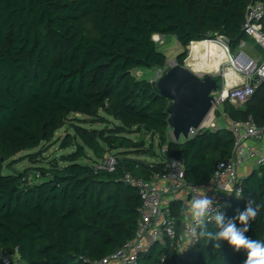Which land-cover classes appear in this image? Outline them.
<instances>
[{
  "label": "trees",
  "instance_id": "16d2710c",
  "mask_svg": "<svg viewBox=\"0 0 264 264\" xmlns=\"http://www.w3.org/2000/svg\"><path fill=\"white\" fill-rule=\"evenodd\" d=\"M251 1L0 0V251L16 250L18 264H86L83 259L116 252L135 233L141 201L136 189L122 182L123 172L150 181L173 158L183 164L188 184H206L217 164L229 158L233 134L222 128L167 141L171 102L155 82L132 72L165 68L167 57L154 35L175 37L180 66L194 42L223 36L235 51L249 40L241 27ZM221 106L218 118H250L263 126L264 84H257L242 106ZM66 126L73 133H66L59 148L73 152L37 167L33 177L28 169L2 173L13 156L49 143ZM141 133L151 141L157 137L165 157L156 163L132 159L154 155L151 141L131 138ZM107 153L116 157V169H94ZM34 157L28 156L30 162ZM82 158L90 164H79ZM249 197L264 204V162L243 179L241 197L221 211L232 218ZM171 207L179 221L183 203ZM245 235L264 240V207ZM245 259L246 253L227 241L219 249L199 240L196 252L179 259L155 242L135 264H244Z\"/></svg>",
  "mask_w": 264,
  "mask_h": 264
},
{
  "label": "built area",
  "instance_id": "2783aa9c",
  "mask_svg": "<svg viewBox=\"0 0 264 264\" xmlns=\"http://www.w3.org/2000/svg\"><path fill=\"white\" fill-rule=\"evenodd\" d=\"M241 30L247 39H251L262 50L263 58L256 59L248 55L244 50L248 44L244 40L240 41L235 51L230 50L229 43L223 36L208 40L222 48L225 55V70H232L236 75L241 76L243 81L240 85L229 89L226 81H223L220 93L212 94V107L208 114L197 128L191 127L187 133L189 139L198 133L214 132L222 129L216 120L223 122L225 125L223 127L231 131L234 137L229 158L217 164L212 177L204 185L188 184L185 180L183 164L173 158L166 159L164 171L154 175L150 181L134 176L129 171L123 172L122 182L136 189L141 201L135 233L116 252L101 259H83L86 264H135L138 257L147 253L155 242L167 245L175 253L176 259L196 252L199 241L190 243L187 217L183 213L180 227V222L173 214L171 203L182 202L185 209L193 195L206 193L214 202L224 207L242 193L244 178L239 175V169L248 162H253V167L256 169L263 164L264 153L257 152L250 142L256 143L263 139L264 125L259 127L250 118L246 121L227 122L224 114L216 118V112L224 102L236 107L242 106L252 97L257 84H264V0L248 3ZM137 72V76H134L139 78L142 72L139 70ZM187 139L180 135L176 140L170 131L166 140L181 142ZM164 153L165 148L161 147L160 155L165 157ZM116 164V157L112 153H107L98 164L94 165V169L113 172ZM36 177L39 175L36 174ZM184 192H187L188 196L185 194L183 199ZM0 264H18L17 251L13 253L0 251Z\"/></svg>",
  "mask_w": 264,
  "mask_h": 264
},
{
  "label": "clouds",
  "instance_id": "9594fccd",
  "mask_svg": "<svg viewBox=\"0 0 264 264\" xmlns=\"http://www.w3.org/2000/svg\"><path fill=\"white\" fill-rule=\"evenodd\" d=\"M240 197L241 195H237V198ZM222 207L206 193L192 196L184 209L190 243L204 240L211 242L213 248L221 249L222 242L227 241L234 251L243 250L246 253L244 264H264V240L251 239L245 235L249 231L250 222L256 219L264 204H258L254 197H249L245 209H237L232 218L226 217L221 211ZM237 221L242 227H237ZM209 225L212 226L211 229Z\"/></svg>",
  "mask_w": 264,
  "mask_h": 264
},
{
  "label": "rangeland",
  "instance_id": "374dc122",
  "mask_svg": "<svg viewBox=\"0 0 264 264\" xmlns=\"http://www.w3.org/2000/svg\"><path fill=\"white\" fill-rule=\"evenodd\" d=\"M154 41L156 42L160 51L167 57V63H166L165 68H163V69L155 68V69H151V70H139L142 72L141 76H138L139 79H146L147 81L149 80L151 82H156L171 66L176 64L175 57L177 56V54L180 53V50H181V48L178 46V43H177L175 37H173V36L162 37V36L158 35V38ZM247 43H248V45L245 48V52L247 54L252 55L253 57H263V52L257 45H255L250 40H247ZM191 47H192V44L187 47L188 56H187L186 60L188 59V57L190 55ZM195 59L198 61V63H202L201 61L207 62V60H208V58L205 54L198 55V56H196ZM186 60L184 62V66L187 63ZM206 62H203V63H206ZM211 67H214V65L213 64L210 65V69H211ZM225 68H226L225 64L221 65L219 68V71L222 72L225 70ZM132 73H133V75L137 76L138 72H137V70H134ZM210 73H212V72H210ZM220 82H221V79L219 78V83ZM220 91H221V85L218 88V91H217L218 94L220 93ZM221 108H222V106H219L220 111H221ZM217 113H218V111H217ZM75 117L83 119L81 116H75ZM216 118L218 119L217 114H216ZM108 119L111 120L110 118H108ZM216 122L219 125H221L222 128H225V127H223V126H225L223 122L218 121V120H216ZM83 125L86 128H93V129H100L102 127V125H99V124H93V125L83 124ZM67 132L73 133L71 131V129L69 128V126H66L62 129L58 130L55 133L54 138L49 143H42L34 149L25 150V151H22V152L16 154L15 156H13L11 159H9L4 164V168L2 170V173L4 175L15 174V173L23 172L24 170L28 169L30 172V175H32V177H33L34 173H35V169L37 167L48 166V164L53 160L59 162L60 158L62 156H66V155H68L74 151L73 147H70L67 149H60L59 148L60 141L63 139V137L66 135ZM131 138L136 140V141L143 140L145 142V144H148V145L151 141L150 137L145 135L144 133H141L139 135H132ZM151 142H152V149H153L154 155H143V156H139V157L132 156L131 158L135 159V160L138 159V160L151 162V163L158 162L161 155H160V148L158 146L157 137H154V139ZM29 155L36 156V157H34L36 159V162H30V160L28 158ZM11 161H13V163H14L12 165V167L8 165V163ZM78 163L83 164V165H89L90 161L85 159V158H82L78 161ZM30 180L33 181L32 179H30Z\"/></svg>",
  "mask_w": 264,
  "mask_h": 264
},
{
  "label": "water",
  "instance_id": "95a60500",
  "mask_svg": "<svg viewBox=\"0 0 264 264\" xmlns=\"http://www.w3.org/2000/svg\"><path fill=\"white\" fill-rule=\"evenodd\" d=\"M154 40V39H153ZM161 96L171 102L168 125L178 140L187 139L188 130L197 128L212 107L219 85L214 75L199 76L186 66H171L156 82Z\"/></svg>",
  "mask_w": 264,
  "mask_h": 264
},
{
  "label": "bare ground",
  "instance_id": "6f19581e",
  "mask_svg": "<svg viewBox=\"0 0 264 264\" xmlns=\"http://www.w3.org/2000/svg\"><path fill=\"white\" fill-rule=\"evenodd\" d=\"M153 38L154 40H156L158 38V35H154ZM203 54L207 56V62L201 61L202 63H198V61L195 59L196 56ZM186 61V67L194 73H210L213 71H219L220 66L225 62V55L219 45L215 44L214 42L204 40L194 42L192 44L190 55ZM212 64L214 65V67H211L210 69V65Z\"/></svg>",
  "mask_w": 264,
  "mask_h": 264
},
{
  "label": "crops",
  "instance_id": "0c3cea01",
  "mask_svg": "<svg viewBox=\"0 0 264 264\" xmlns=\"http://www.w3.org/2000/svg\"><path fill=\"white\" fill-rule=\"evenodd\" d=\"M251 42H253L251 39H250ZM254 43V42H253ZM248 44V43H247ZM179 46V45H178ZM246 48V47H245ZM245 50V49H244ZM249 55V54H248ZM252 56V55H250ZM256 59H262L263 57H255ZM186 66V65H185ZM193 72V71H192ZM194 73V72H193ZM199 76H204V75H214L215 78H220L221 79V82L218 83L219 87L221 85V88H222V82L226 81L227 83V88H231V87H234V86H237V85H240L243 81V78L239 75H236L232 70H224L222 72L220 71H213L212 73H195ZM225 74V75H224ZM218 91V90H217ZM231 104V103H230ZM232 105V104H231ZM234 106V105H233ZM236 107V106H234ZM238 108V107H236ZM222 110V108H221ZM171 131V130H170ZM169 131V132H170ZM250 144L254 147V149L259 152V153H264V136H263V139L259 142H256V143H251ZM254 163L253 162H248V163H245L238 171L239 175H241L243 178L247 177L252 171L256 170V168L253 167ZM187 192H184V196H183V199L185 197V194ZM188 194V193H187ZM186 194V195H187ZM188 196V195H187ZM190 199V198H189ZM183 219V216L181 217V219L179 220V226L181 227V221Z\"/></svg>",
  "mask_w": 264,
  "mask_h": 264
}]
</instances>
